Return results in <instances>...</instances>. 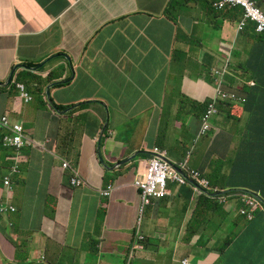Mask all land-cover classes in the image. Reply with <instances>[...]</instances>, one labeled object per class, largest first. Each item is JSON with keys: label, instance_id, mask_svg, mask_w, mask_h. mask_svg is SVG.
I'll return each mask as SVG.
<instances>
[{"label": "crops", "instance_id": "1", "mask_svg": "<svg viewBox=\"0 0 264 264\" xmlns=\"http://www.w3.org/2000/svg\"><path fill=\"white\" fill-rule=\"evenodd\" d=\"M195 1L0 0V83L6 84L18 67L16 79L31 80L33 75L28 74L31 72L44 92L53 84L46 83L49 74L53 75V82L70 78L69 83L50 88L51 98L62 108L61 111L40 100L41 110L37 105L29 106L32 101L27 103L18 92H12L11 87L0 86V116L9 113L13 120L23 122L32 142L31 148L24 149V162L18 159L20 172L12 178L19 183L14 188V198H20V202L15 200L19 212L32 210L34 213L31 221L21 223L23 229L32 225L27 227L32 232L18 230V224L8 228L0 217V264H30V257L42 246L39 222L44 214L52 212H56L55 224L44 227V233L55 240L47 247L54 264L123 262L122 251L129 244L128 230L134 223L140 202L133 187L135 169L130 165L105 169L97 144L100 137L108 140L105 128L109 126L115 137L106 145L118 136L116 142L119 145L114 148L124 150L116 160L129 156L145 144L151 147L166 143L169 158L177 159L170 149L171 139L175 135L182 140L190 137L187 128L179 126L182 121V118L177 119L179 107L186 97L197 102L212 97L214 88L205 80L211 68L218 64L217 52L209 49L206 55L201 54L195 65L199 69L205 65L206 70L197 72L187 88L182 87L176 94L167 92L164 97L160 95L171 86L164 81L156 83L140 67L145 62H150L152 67L160 66V59H175L178 48H185L192 42L194 49L198 46L202 49L204 42H214L217 34L223 36L225 23L221 16H218L217 23L213 22L218 24L217 27L209 23L213 16L210 13L214 12L211 3L216 0H208L210 7L201 2L199 9L203 14L207 13L205 22L202 21L204 29L200 28L199 19L191 18L187 13ZM219 27L221 30L217 33L215 30ZM212 35L213 39H209ZM196 38L203 42L200 44ZM215 46L217 48L216 42ZM68 58L71 69L67 67ZM244 58H249L250 67L264 80V39L256 43L251 40L245 48ZM40 64L36 72L23 67L35 68ZM191 87L197 89L195 96L190 93ZM253 93L258 103L256 110L261 111L258 115L262 130L258 137L262 139L258 159L248 161L247 166L249 174L255 176L259 174L256 172L264 171V97L262 91L254 90ZM84 102L86 104L82 105ZM171 103L167 111L159 107ZM136 107L146 109L136 111ZM40 116L42 121L38 128L37 118ZM245 119L240 125L250 131L253 119L249 116ZM41 128L44 131L39 133ZM165 129L168 132L162 136L164 140H160L159 131ZM138 133L140 140L134 142ZM48 137L55 142L53 152H44L39 147L41 140ZM1 138L0 134V179L9 173L8 157L11 154L2 146ZM54 154L76 163L89 186L72 190L68 174L62 171ZM9 160L17 159L12 156ZM234 166L236 170H243L246 163L236 161ZM108 182L115 186L112 198H98L97 191ZM195 198L191 189L183 186L177 188L173 196L155 204L157 215L147 220L144 228L148 232L165 233L168 241L165 248L147 255L149 262L177 264L171 260L172 254L189 250L176 236L180 227L189 226ZM101 201L106 204L105 213L108 215L105 226L95 220V208H99ZM20 218L21 214L18 220ZM93 228L101 229L106 235L100 249L85 246L77 250L71 246L80 244L84 233ZM257 238L261 240L260 236ZM59 244L63 247L57 252ZM244 246L245 243L235 251L226 252L225 256L230 253H233L231 257L237 256ZM263 252L264 240L254 262L244 260L238 264H258V259L264 257ZM203 253L194 259L199 261L198 264H212L219 257L213 251Z\"/></svg>", "mask_w": 264, "mask_h": 264}, {"label": "clouds", "instance_id": "2", "mask_svg": "<svg viewBox=\"0 0 264 264\" xmlns=\"http://www.w3.org/2000/svg\"><path fill=\"white\" fill-rule=\"evenodd\" d=\"M224 1L216 0L212 5L214 13L221 16L222 21L225 23L223 36L219 34L215 36L218 48L216 50L222 53L231 51V54L238 56L237 61L240 68L238 71L231 70L237 73L228 71L224 61L221 60L223 57L217 54L218 66L215 65L216 67L211 68V78L215 82V85L213 83L214 93L212 97L198 102L186 97L181 102L177 115V119L182 118L179 126L184 125L189 135H194L190 140L195 143L203 141V143L190 149L191 143L187 144V140H182L180 136L175 135L170 141L171 152L177 156L175 161L169 158L166 143L164 146L154 145L151 147L145 144L132 151L129 156L125 157L126 160L118 159L112 163L107 161L103 155L106 142L115 137L109 126L105 128V133L109 137L108 140L106 137L103 139L100 137L97 144V152L105 169L115 166L120 168L127 165L133 166L135 169L133 187L138 192L140 202L136 210L134 223L128 230L129 244L126 250L122 251L123 262L121 264H142L143 262L156 264L155 262H149L146 257L152 251L159 252L162 248H165L168 241L167 236L160 231L148 232L144 225L147 220L157 215V210L154 208L155 204L166 199V197L173 196L176 189L183 186H188L196 197L192 200V207L194 204L192 219L196 222L204 221L202 226L205 227V230L200 231L195 228L190 230L186 224L182 226V229L180 227L176 237L178 241H182L184 245L188 246L189 250L181 254L176 252L172 254L171 260L173 262L177 264L179 262L181 264H198L199 261H194V259L199 258L204 251H213L219 257H224L226 252L235 251L244 243L245 246L241 250L245 255L244 260L252 263L250 261L254 262L260 253V246L264 240V171L256 172L260 176L243 177V183L238 184V186L230 184L229 179L233 176V172L244 176L249 174L246 162V167L243 170H236L234 166L235 162L239 161L237 158L238 153L243 156L248 155V153L239 151V145L242 142H240V138H236V135L246 134L247 128L243 129L240 125V121L246 117L241 118L242 116L238 115L236 111L233 112L237 115V122H234L232 118L230 122H221L215 117L218 114L227 116V112L223 109L224 105L233 101L238 94L245 95V91L257 85V78L253 77L256 72L250 67L249 58H244L245 51L243 48L248 47L251 40L256 43L264 39V0H249V4L244 6L241 4L222 6ZM233 31H236V34L231 36ZM226 37H230L231 40H227ZM239 44L240 46L237 48ZM237 52L239 55L236 54ZM68 61L69 65L67 67L71 69L69 58ZM23 67L26 70L36 72L40 69L41 64L35 68ZM18 68L13 71L8 82L6 84L0 83V86L11 87L12 92L15 94L18 92V95L27 103L40 100L50 104L57 111L62 110L52 100L50 88L63 86L70 82V78L53 82L54 77L49 74L46 77V83L52 82L53 84L44 92L43 86H40V82L31 72H28V74L33 75L31 80L20 81L16 79ZM256 74L260 76V74ZM235 77H238V79H235ZM219 79L220 83H218ZM224 85H227L228 89H225ZM85 104L86 102L82 103V105ZM191 109H194V112H190ZM244 121L247 122L246 119ZM219 122L224 127L212 129L211 124L216 125ZM16 126L22 128L21 134L24 145L21 148L6 143L7 136L16 135ZM0 134L2 135V146L11 151L9 157L15 156L17 159L11 161L8 157L9 163L13 164L9 168V173L0 179V217L4 219L8 228H14L19 223L18 217L21 212L16 206V201L20 202V198H14V188L19 183L13 180L12 176L20 172L18 159L22 160L19 155L25 148H31L32 142L27 136L23 122L13 120L9 113L0 116ZM160 140L164 139L161 137ZM54 146V140L48 137L41 140L39 147L44 152H53L52 147ZM54 158L59 160L62 171L68 174L69 186L72 190L89 186L75 163L73 164L72 161L57 154H54ZM152 161L158 162L161 166L162 172L160 174L149 175ZM142 162L144 165L141 164ZM213 176L218 177L219 184L213 183ZM114 189V184L108 182L105 187L97 191V197L109 200L113 196ZM238 193L248 195L241 196L244 203L238 204V200L229 199L230 196H236ZM207 196L212 198L219 207L214 210L210 206L213 210L208 209V206H205V204L209 205ZM105 209L106 204L102 201L101 204L99 203V208H95V220L99 224H101L99 222L101 211H103L106 218L108 217ZM70 212L71 209H69V214ZM207 212L210 213L209 220L201 219ZM105 224L106 222L102 225L105 226ZM39 228V233H41V227ZM18 230H20V227H18ZM220 234H226L223 241H220ZM259 236L261 240L257 238ZM105 239L106 235L104 233V237L99 238V249ZM257 240H259V244L254 248ZM40 261L51 264L47 262L45 256L36 258L30 264H40ZM212 264H216V261ZM258 264H264V257L258 259Z\"/></svg>", "mask_w": 264, "mask_h": 264}, {"label": "rangeland", "instance_id": "3", "mask_svg": "<svg viewBox=\"0 0 264 264\" xmlns=\"http://www.w3.org/2000/svg\"><path fill=\"white\" fill-rule=\"evenodd\" d=\"M204 1L205 5L207 7H210V3L208 0H196L193 3V6L190 8H188V12L191 16V18L193 17L194 19H199L201 22L200 28L204 29L205 25L202 23V21L205 22L206 17L202 9H199V7L201 8V2ZM214 2V1H213ZM213 2L211 3V6L213 5ZM210 14H213L212 20L209 19V23L213 25V27H217L218 24H213V22L217 23L219 21L218 15L216 13H214L213 11H211ZM221 24V22L219 23ZM221 30V27L217 28L215 31L217 33H219L218 31ZM241 30V29H240ZM196 34H201L200 32H197ZM236 31H233L231 33V36L235 35ZM209 39H213V35L208 37ZM227 40H231L230 37H226ZM196 40L201 44L203 41L200 38H196ZM240 44L237 46V48H239ZM190 49H192L191 52ZM197 49V50H196ZM194 49L192 42L190 44H188L185 48H178L177 54H176V58L175 59H160V66H154L152 67L150 62H145L144 65L142 67H140V70L147 73L150 77H152L154 79V81L156 83H160V82H165L167 85L171 86V87H167L168 91H166L164 94L160 95L161 97H164L167 92H170V94H176L178 93V90L181 89L182 87H188L187 85H189L188 82H190L191 79H193L196 75L197 72H200L201 69L202 70H206L205 69V65L204 66H200L201 69L196 67V62H197V58H201L202 55L204 54L206 55L208 53V50H216L218 48H216L215 46V41L214 42H204L202 44V49H199V46ZM243 50L245 51V49L243 48ZM217 54L221 58V60L224 61V65L227 67V70L232 72V73H237V72H233V71H238L240 68V65L238 64V56L231 54V51H228L227 53H222L220 51H217ZM200 54V55H199ZM243 56V55H242ZM218 66V64L216 65ZM215 66V67H216ZM233 70V71H231ZM171 74V75H169ZM201 78V76H200ZM199 78V81H200ZM224 79H228V78H224ZM235 79H238V77H235ZM209 85L213 86V83L215 85V82L212 80L211 77H206L205 80ZM218 83H220V79L218 80ZM231 83V82H230ZM216 87V86H215ZM190 93L192 96H195L197 89H194V87L190 88ZM182 98V97H181ZM180 98V99H181ZM37 99V98H35ZM30 105H37V109L41 110L43 108L42 104H39L38 100H35L34 102L30 103ZM172 106V103L170 105L167 106H159L161 107V109L163 111H167L169 109V107ZM141 109H146L145 107H136V111L141 110ZM36 112H40V111H36ZM155 112V110H153V113ZM190 112H194V109H191ZM153 115V114H152ZM154 116V115H153ZM115 119V117L113 118V120ZM41 121H42V116H40L39 118H37V126L38 128L41 127ZM234 122H237V119L234 120ZM44 130L43 128H41L39 130V133H42ZM235 131V128H234ZM234 133V132H233ZM139 135V136H138ZM119 137L117 136L116 139H113L109 144H107L104 148H103V155L104 158L109 161L110 159V163L115 162L118 154L119 153H124V150H122L120 148L119 151H116V149L114 148V146L119 145L117 144L116 140ZM140 140V133L137 134L136 138H134V142H138ZM203 143V141H200L199 143H194L192 144L190 149H193L199 145H201ZM26 149V148H25ZM1 154V153H0ZM132 156V155H131ZM19 158L24 162V160L26 159L25 154H24V150L20 153ZM121 160H126L125 158H121ZM142 165H144V163H141ZM75 165H77L75 163ZM195 210V208H194ZM196 212V211H195ZM33 211L29 210L27 213L25 212H21V218L19 219V223H18V227H20L21 230H25V231H30L29 228L27 227H31L32 225H26L25 229H23V226L21 225V223L23 222H28L31 221L32 218L31 216L33 215ZM201 216V215H200ZM210 218V213L207 212L205 214V216L201 217V219H205V220H209ZM55 220H56V212H52V213H46L43 215L42 220L39 222V225L41 227V234L43 235V239H42V246L41 249L36 253L33 254L30 259L31 261H34L36 258H40L41 256H45L47 257V262L54 264V258L51 257L50 252H49V247L50 245L53 244V242L55 241L53 238H51L50 236H47L44 233V227H46L47 225L50 224H55ZM107 218L104 216L103 211L100 212L99 214V222L101 224H103L104 222H106ZM202 221V220H201ZM204 222V221H202ZM202 222H196L194 219L190 220V224H189V229H198L200 231L205 230V227H203ZM163 224H166L165 222H163ZM171 227H175L174 225L170 224ZM55 229V227H54ZM100 237H104V232L101 229H96L93 228L92 230H90L89 233H84V236L80 242V247H85L89 245V247L94 248L92 246H98V242H99V238ZM220 241H223L226 238V234H220L219 235ZM63 247V244H59L57 247V252L59 250H61ZM206 251L203 253L205 254ZM21 254V253H19ZM233 253H230L227 256L224 257H218L216 259V264H238L242 261H244L245 259V255L243 252H240L237 256H232ZM35 264V263H32ZM40 264H47L44 261H40Z\"/></svg>", "mask_w": 264, "mask_h": 264}, {"label": "trees", "instance_id": "4", "mask_svg": "<svg viewBox=\"0 0 264 264\" xmlns=\"http://www.w3.org/2000/svg\"><path fill=\"white\" fill-rule=\"evenodd\" d=\"M254 36L260 37L257 35H254ZM257 39H260V38H257ZM236 54H238V52ZM211 71L212 70H210L208 77H211ZM253 77L257 78V80H256L257 85L254 86V88H250L249 90L245 91L246 92L245 95L238 94L236 96V98H234L233 101L229 102V104L224 105L223 109L227 112V114H226L227 116H222L221 114H218L215 117V119H219L221 122L222 121L230 122L231 118L233 120L237 119L236 113L233 112V111H236L238 115L242 116L241 118L249 116L253 119V123L251 124L250 131L246 130V134L242 135V136L236 135V138H240V142H242L239 145V151H241L243 153L250 152V155H246V156H243L240 153L237 154L238 160L241 162H246L247 166H248V161L253 162V161H256L258 159L259 154H257V151L260 150V148L262 146V144L259 143V142H261L262 139L258 138L260 136V134L262 133V130L260 129V125H259V115H258L261 111L256 110L258 103H257V100H256L253 92H254V90H256L258 92L262 91L263 97H264V80L261 78V76L257 75L256 73L253 74ZM262 77H264V76H262ZM224 88L228 89V86L224 85ZM231 104H235L238 106H234ZM262 106L264 109V104ZM221 122L217 123L216 125L211 124L212 129L223 128L224 126H222ZM167 132H168V129H165L163 132L159 131L158 137L161 138ZM195 133H196V131H195ZM193 137H194V135H190V137L187 138V144H189V143L194 144L195 143L194 141L190 140ZM12 164L13 163H10V166ZM20 167H19V169H20ZM251 176H252L251 174H247L246 176H244V175H239L236 172H233V176L230 177L229 181H230L231 185L238 186V184L243 183V181H244L243 177H251ZM212 181H213V183H216V184L220 183L218 177H216V176H213ZM241 196H248V195H246L244 193H238L236 196H230L229 199L230 200H234V199L238 200V204L244 203V202H242ZM263 196H264V192H263ZM206 198L209 200L208 201L209 205L205 204V206H208V209H210V210L214 209L215 210L217 207H219V205L215 201H213L212 198H210L208 196ZM210 206L213 207V209ZM71 246L77 250L81 249L80 244H78V243L72 244ZM92 247L97 249V246H92ZM262 254L264 256V252Z\"/></svg>", "mask_w": 264, "mask_h": 264}, {"label": "built area", "instance_id": "5", "mask_svg": "<svg viewBox=\"0 0 264 264\" xmlns=\"http://www.w3.org/2000/svg\"><path fill=\"white\" fill-rule=\"evenodd\" d=\"M226 4H231V5H248L249 0H225L222 2V6H225ZM16 135L15 136H7L6 137V143L11 145V146H16L17 148H21L24 145L23 138H22V128L20 126H16ZM161 171V166L159 165L158 162L152 161L151 162V167L149 169V175H158L160 174Z\"/></svg>", "mask_w": 264, "mask_h": 264}]
</instances>
